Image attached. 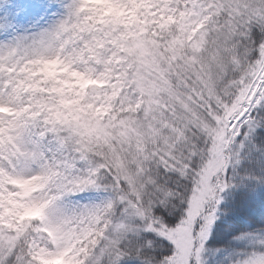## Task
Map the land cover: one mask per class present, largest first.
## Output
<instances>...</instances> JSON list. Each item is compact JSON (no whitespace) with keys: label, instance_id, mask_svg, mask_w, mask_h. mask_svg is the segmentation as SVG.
<instances>
[{"label":"snow or ice","instance_id":"1","mask_svg":"<svg viewBox=\"0 0 264 264\" xmlns=\"http://www.w3.org/2000/svg\"><path fill=\"white\" fill-rule=\"evenodd\" d=\"M36 6L0 38V264H264V214L218 223L264 189V0Z\"/></svg>","mask_w":264,"mask_h":264},{"label":"trees","instance_id":"2","mask_svg":"<svg viewBox=\"0 0 264 264\" xmlns=\"http://www.w3.org/2000/svg\"><path fill=\"white\" fill-rule=\"evenodd\" d=\"M51 3L52 0H46ZM37 0H0V35L7 31L12 25L18 28L15 33L24 31V27L33 23L41 16L57 15L59 8L40 9L37 6ZM236 192L235 189H230L229 193ZM226 193V201L221 205L222 209L233 207L232 197ZM245 213H252L256 216L264 214V189L258 190L256 194L255 204L252 207L239 208L236 215L229 213L225 215L221 213L218 223L223 227L239 220L244 223L243 216Z\"/></svg>","mask_w":264,"mask_h":264},{"label":"rangeland","instance_id":"3","mask_svg":"<svg viewBox=\"0 0 264 264\" xmlns=\"http://www.w3.org/2000/svg\"><path fill=\"white\" fill-rule=\"evenodd\" d=\"M55 15H47V16H41L39 19H37L36 21H34L31 24H28L26 27H24V31L26 30H30L32 29L37 23L39 24H44L46 21H48L49 19H51L52 17H54ZM16 30H18V28H15L13 25L7 29V31H5L4 33H2L0 35V38H7V36L9 34H15Z\"/></svg>","mask_w":264,"mask_h":264}]
</instances>
